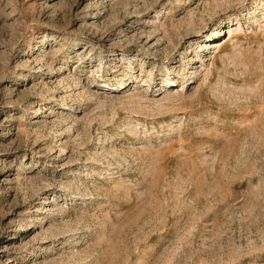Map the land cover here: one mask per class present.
<instances>
[{
    "label": "rangeland",
    "instance_id": "obj_1",
    "mask_svg": "<svg viewBox=\"0 0 264 264\" xmlns=\"http://www.w3.org/2000/svg\"><path fill=\"white\" fill-rule=\"evenodd\" d=\"M0 264H264V0H0Z\"/></svg>",
    "mask_w": 264,
    "mask_h": 264
}]
</instances>
